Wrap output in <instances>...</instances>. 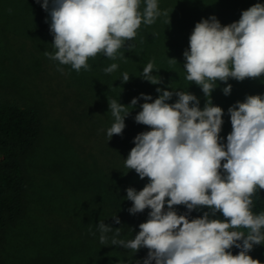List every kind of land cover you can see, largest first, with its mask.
I'll return each instance as SVG.
<instances>
[{
  "label": "trees",
  "instance_id": "16d2710c",
  "mask_svg": "<svg viewBox=\"0 0 264 264\" xmlns=\"http://www.w3.org/2000/svg\"><path fill=\"white\" fill-rule=\"evenodd\" d=\"M256 3L264 0H158L168 16L161 15L152 25L141 24L116 60L100 53L89 58L90 71L76 72L44 55L53 51L54 37L40 3L0 0V264H143L146 248L134 253L111 244L116 228L118 239H133L150 211L132 215L128 212L132 202L125 199L128 187L139 191L148 183V178L140 179L125 167L134 137L150 130L134 120L146 101L141 98L134 107L131 101L141 93L154 101L157 88L188 91L199 99L202 110L207 98L201 87L185 78L183 66L195 24L215 15L226 26ZM144 6L141 0V11ZM171 58L177 62L171 63ZM150 61L160 84L142 78ZM49 63L53 69H64L63 79L52 86L42 76ZM112 63L118 69L105 73ZM124 72L130 76L126 83ZM227 84L232 90L225 96L222 89ZM227 84L217 81L211 93L213 105L224 112L222 143L232 130L228 108L248 95H264V76L242 82L230 78ZM111 100L126 105L130 114L122 135L109 140ZM176 100L173 95L167 102ZM71 124L86 126L90 144L76 139ZM31 165L39 168L38 174ZM252 199L253 213L264 212V190ZM206 208L192 211L189 219L202 216ZM175 210L187 212L183 205ZM115 215L120 224L114 223ZM216 217L224 219L219 212ZM100 222L113 228L107 244L100 242ZM230 251L235 255L239 249ZM249 255L264 264V245H254Z\"/></svg>",
  "mask_w": 264,
  "mask_h": 264
},
{
  "label": "clouds",
  "instance_id": "9594fccd",
  "mask_svg": "<svg viewBox=\"0 0 264 264\" xmlns=\"http://www.w3.org/2000/svg\"><path fill=\"white\" fill-rule=\"evenodd\" d=\"M36 2L48 13L54 37L53 51L44 55L76 72L90 71L89 58L100 53L116 60L141 24L152 25L161 15H169L161 12L158 0H144L142 11L141 0ZM183 56L185 78L201 87L206 103L201 110L194 94L161 88L156 89L159 95L154 101L143 93L132 99V107L141 98L146 101L134 120L150 130L134 137L125 167L140 179L148 178V183L139 191L128 187L125 199L132 202L128 209L132 215L150 211L133 239H118L116 228L111 244L134 253L146 248L143 264H261L249 253L254 245H264V212L252 211V197L264 190V95H248L228 108L232 130L222 143L224 112L213 105L211 93L217 81L227 84L230 78L242 82L264 76V4L243 10L238 21L226 26L215 15L202 18ZM121 58L125 57L121 54ZM118 67L112 63L104 72L112 73ZM153 69L154 62H148L142 78L160 84ZM57 70L64 71L62 67ZM129 79L127 72L122 73V82ZM231 90L227 84L222 92L227 96ZM173 95L176 102L168 103ZM108 105L113 118L107 129L110 140L122 135L130 112L116 100ZM180 205L187 212L178 214L175 206ZM202 207L209 211L189 219L192 211ZM218 212L223 220L214 218ZM112 219L121 223L117 215ZM98 230L101 244H107L113 228L100 222ZM233 247L239 249L238 254L230 251Z\"/></svg>",
  "mask_w": 264,
  "mask_h": 264
},
{
  "label": "rangeland",
  "instance_id": "374dc122",
  "mask_svg": "<svg viewBox=\"0 0 264 264\" xmlns=\"http://www.w3.org/2000/svg\"><path fill=\"white\" fill-rule=\"evenodd\" d=\"M53 64L52 63H49L47 66H46V69L44 71V74L42 75L44 77L45 80H49L50 81V84L51 86L52 85H55L57 82L61 81L63 78H62V74L60 71H58L56 68L53 69L52 66ZM52 66V67H51ZM47 81V82H49ZM43 84V83H42ZM71 128H74L75 131H77L76 133V139L81 142V143H88L90 144L89 142H91V140L89 139H85L87 138V136L85 135V133H87L86 131V126L85 125H78V124H71ZM82 133V134H80ZM83 137H84V140H83ZM39 163H41V161L39 159H37ZM36 160V161H37ZM31 171L38 174L39 173V168L36 166H32L31 165ZM37 180H38V177H37ZM205 211H209L208 208L205 209ZM214 218H217V217H214Z\"/></svg>",
  "mask_w": 264,
  "mask_h": 264
}]
</instances>
